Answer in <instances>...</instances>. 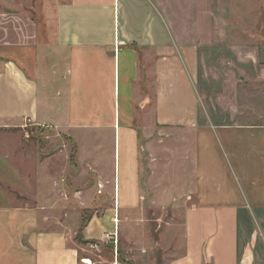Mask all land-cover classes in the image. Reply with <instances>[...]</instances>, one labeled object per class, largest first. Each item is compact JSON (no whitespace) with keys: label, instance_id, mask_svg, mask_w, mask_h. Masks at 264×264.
I'll list each match as a JSON object with an SVG mask.
<instances>
[{"label":"crops","instance_id":"1","mask_svg":"<svg viewBox=\"0 0 264 264\" xmlns=\"http://www.w3.org/2000/svg\"><path fill=\"white\" fill-rule=\"evenodd\" d=\"M248 1L0 0V264H158L141 201H191L162 264H264V62ZM27 124L78 147L75 176L63 150L9 133Z\"/></svg>","mask_w":264,"mask_h":264},{"label":"rangeland","instance_id":"2","mask_svg":"<svg viewBox=\"0 0 264 264\" xmlns=\"http://www.w3.org/2000/svg\"><path fill=\"white\" fill-rule=\"evenodd\" d=\"M254 4V5H253ZM260 6V11H257V5ZM243 8L242 16L243 22L245 25H251L252 31L254 29V25H256L257 29V39L260 40L259 43V53L261 54V61L264 62V0H249L247 4H243L240 6ZM259 10V9H258ZM31 17L34 20H38L39 24H43L44 26H40V30L45 27V22L43 20V15L32 13ZM232 22H236L237 18L235 14L232 16ZM248 23V24H247ZM39 30V31H40ZM249 31V30H248ZM9 133H15L22 137L23 144H26V148L36 149L41 154L46 155L47 153H55L59 150H63V155L61 156L60 165L61 166H68V174L69 176H75L78 173V165L75 162L74 156H72V161L70 162L69 156L71 153H76L78 147L71 141H68L65 137L62 136H54L56 133L53 130H49L47 128L35 127L30 124L25 125L23 128L13 129L9 131ZM154 139V137H153ZM157 140V139H156ZM80 152L83 154L87 151V145L80 143ZM143 145V143H141ZM158 147L161 145L160 142L155 141L152 142V148ZM76 146V147H75ZM144 146V145H143ZM24 147V146H23ZM156 148V147H155ZM147 154V153H146ZM140 162L143 164L141 167L140 172V179H141V188L142 192H147L149 196L150 190L147 189V178L150 172V169L147 165L144 164V156L140 159ZM154 170L155 174V185L158 184L157 180L161 177V179L165 178L164 168L157 166ZM90 180V178H88ZM188 183L183 182L179 183L181 187L185 189V185ZM83 186V185H82ZM186 190V189H185ZM188 192V191H187ZM189 194V192H188ZM184 195L183 200H186V195ZM142 206L141 210L143 211V216L146 218L145 228L148 233L151 234L153 242L157 243L158 246L155 247L156 254L155 259L158 264H162L164 259L167 258L165 253L173 248L175 250L176 246L172 244L175 243L179 246L181 242L182 233L181 230L183 229V207L182 203H186L187 206H190L191 201H177V204H171L169 206L162 205L159 203H152V201H141ZM106 204V201H100L95 203L93 209L86 210L82 213V216L86 214L89 216L90 214L97 211L98 213L102 209V204ZM176 203V202H175ZM174 205V206H173ZM120 225V244L123 247V244H127L126 237L128 236V229L126 225L123 224L122 219L119 220ZM172 237V238H171ZM154 246V245H153ZM172 247V248H171ZM123 259V256H120Z\"/></svg>","mask_w":264,"mask_h":264},{"label":"trees","instance_id":"3","mask_svg":"<svg viewBox=\"0 0 264 264\" xmlns=\"http://www.w3.org/2000/svg\"><path fill=\"white\" fill-rule=\"evenodd\" d=\"M75 155V153H71L70 154V156H69V160H70V162L72 161V156H74ZM86 211V210H85ZM84 213V212H83ZM87 215L86 214H84L83 216H82V219H81V226H80V230L82 231V228L85 226V224H86V219H87ZM77 240L79 241V242H82L83 241V239L81 238V236H77Z\"/></svg>","mask_w":264,"mask_h":264},{"label":"built area","instance_id":"4","mask_svg":"<svg viewBox=\"0 0 264 264\" xmlns=\"http://www.w3.org/2000/svg\"><path fill=\"white\" fill-rule=\"evenodd\" d=\"M117 222V219H116ZM82 262H84L85 264H90L88 260H82Z\"/></svg>","mask_w":264,"mask_h":264},{"label":"bare ground","instance_id":"5","mask_svg":"<svg viewBox=\"0 0 264 264\" xmlns=\"http://www.w3.org/2000/svg\"><path fill=\"white\" fill-rule=\"evenodd\" d=\"M115 222V221H114ZM90 263V262H89Z\"/></svg>","mask_w":264,"mask_h":264}]
</instances>
